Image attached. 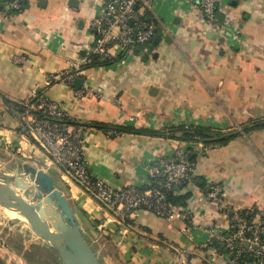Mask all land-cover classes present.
I'll return each instance as SVG.
<instances>
[{"label": "crops", "instance_id": "obj_1", "mask_svg": "<svg viewBox=\"0 0 264 264\" xmlns=\"http://www.w3.org/2000/svg\"><path fill=\"white\" fill-rule=\"evenodd\" d=\"M23 1L18 14L0 11V92L13 102L41 95L62 105L71 121L85 124L87 168L112 190L144 187L152 164L193 153L194 144L168 138L171 127L201 125L238 135L205 155L194 154L193 178L183 189L191 193L185 208L193 214L186 232L184 223L145 211L133 218L135 228L130 229L99 210L89 193L65 185L58 168H47L46 153L25 143L19 121L1 101L0 145L10 141L11 147H28L34 161L30 165L54 178L103 264H176L177 250L190 256L188 264H219L212 247L201 246L210 241L212 226L226 229L227 220L204 201V187L221 185L235 210L257 207L264 212V129L241 130L248 122L264 120V0H221L216 19L237 27L236 39L204 23L195 0H150L141 12L157 20L158 45L142 49L140 57L126 64L90 68L78 76L84 89H95L103 99L80 96L73 83L61 80L46 85L48 76L71 69L92 46L88 27L102 0H75L76 7L70 0ZM16 55L26 59L24 65L12 61ZM116 126L156 134L110 136L105 128ZM139 227L164 237L173 248L141 235ZM21 257L0 237L3 264H26Z\"/></svg>", "mask_w": 264, "mask_h": 264}, {"label": "built area", "instance_id": "obj_2", "mask_svg": "<svg viewBox=\"0 0 264 264\" xmlns=\"http://www.w3.org/2000/svg\"><path fill=\"white\" fill-rule=\"evenodd\" d=\"M23 0H5L2 13L21 12ZM150 0H102L100 12L89 23L93 43L79 59L71 64V69L58 75L48 76L46 85H52L56 80L67 84L80 75V68L92 62V56L99 61L117 58V63L126 64L142 53H136L137 46L152 45L159 24L153 17L144 18L142 8L149 7ZM200 10L203 22L219 28L220 34L226 38L236 39L239 36L237 27L228 21L218 22L215 12L221 5V0H195ZM16 64L24 65L26 59L22 55L12 57ZM77 94L88 98L103 99V96L93 88L77 90ZM34 94L32 97H35ZM31 97V98H32ZM39 111L43 117L30 113ZM48 117V118H46ZM2 112L0 111V121ZM68 119L62 105L39 96L35 105H28L24 110V121L36 137L49 151L47 154L39 147L33 148L46 153L47 168H58V175L65 185H77L87 189L94 195L99 210L108 212L106 205L115 211L116 220H133L140 211L169 221L184 223L183 232L192 227V213L187 208H181L170 201L166 195L174 188L185 184L193 178L194 163H190L185 155L178 154L173 158H163L150 167L147 185L144 187L126 186L112 190L102 180L91 176L84 158V135L86 128L82 125H69L63 121ZM134 122V118L129 119ZM24 129V128H23ZM110 136L116 133L108 132ZM30 144L29 140L23 139ZM211 147L201 143L194 144L193 153L205 155ZM66 171L77 181V184ZM85 191V190H84ZM88 193V192H87ZM203 199L214 204L219 213L227 220L226 229L219 230L212 226L210 241L201 246L208 248L212 240L222 244V251L212 247L211 256L217 258L219 264H264V212L257 207L246 210H235L226 201V195L221 185L210 183L204 187ZM109 213V212H108ZM122 223V222H121ZM193 239V235H190ZM176 264H183L186 253L178 251Z\"/></svg>", "mask_w": 264, "mask_h": 264}, {"label": "water", "instance_id": "obj_3", "mask_svg": "<svg viewBox=\"0 0 264 264\" xmlns=\"http://www.w3.org/2000/svg\"><path fill=\"white\" fill-rule=\"evenodd\" d=\"M76 2L70 0V5L76 7ZM159 40L155 38L151 46L158 45ZM147 57V55L143 56V61ZM83 84L84 80L80 77L73 80V88L76 90H79ZM0 101L5 109L17 118L19 129L24 128L33 142L49 154L31 128L26 126L24 114L14 110L1 92ZM66 174L75 181L70 173L66 171ZM84 190L94 197L87 189ZM0 198V203L21 216L30 230L18 228L15 230L16 234L19 235L21 231L27 238H31L30 234H32L56 254L57 264H103L88 242L68 199L55 187L54 178L45 171L26 163L18 164L15 172L0 171ZM104 207L116 216L115 211L106 205ZM0 229L7 231L4 227ZM155 241L173 248L164 241ZM182 263L186 264V259H182Z\"/></svg>", "mask_w": 264, "mask_h": 264}, {"label": "trees", "instance_id": "obj_4", "mask_svg": "<svg viewBox=\"0 0 264 264\" xmlns=\"http://www.w3.org/2000/svg\"><path fill=\"white\" fill-rule=\"evenodd\" d=\"M4 1L5 0H0V11H3V9H4L3 8V2ZM24 8H25L24 1H22L21 12L24 10ZM15 13L18 14L17 12H9V15L15 14ZM216 13L217 12H215V18L217 15ZM143 16H144V18H148L149 15L147 12H144ZM219 20H217V21L221 22L222 19H219ZM153 47L154 46H151L150 44L144 45V46H142V45L137 46L136 47V53L141 52L142 49H144V48H146V50L149 51L150 48H153ZM118 60H119V57L99 61L95 56H92V62L88 65L81 67L80 71L90 69V68H108V67L112 66L113 64H116ZM39 96L40 95L37 94L35 97L29 98L25 102L24 101L23 102L22 101H19V102L9 101V103L14 110H16L19 113L24 114V110H25L26 106L35 105L36 100ZM30 113L37 115L38 117L44 116L39 111H31ZM46 118H48V117H46ZM63 122L66 124H69V125H82L85 127V124L76 123V122L71 121L70 119H65ZM103 127H105V126H103ZM105 129L107 130V132L112 131V132L116 133V135H120L123 133L146 134V135L156 134V133L149 132L145 129H138V128H135L132 126H116V127H107ZM257 129H264V120H260V121L256 120V121L248 122V123L241 126V130L245 133H248L249 131H253V130H257ZM19 131H21V133L24 136H26V138L32 144L37 146L33 142V140L31 139V137L27 134L25 129L21 128ZM166 134L168 135V138L176 140L178 142H184V143H188V144L201 143L205 146L215 147V146L226 145L228 142H230L233 138H235L238 135V132L232 131L229 133H224V132L217 130V129H214L212 127L201 126V125H178V126H174V127H171L170 129H168ZM189 154H190V157L186 156L185 158L190 163H194V157H195L194 154L195 153L190 152ZM195 183L197 184L196 180H195ZM185 185L186 184H184V185L182 184L179 187H176L172 191L168 192L166 195L168 201H170L172 204H174L178 207L185 208L187 205V201L191 197L190 192H188V191L186 192L183 190ZM199 187H202V186H199ZM108 212L112 216H115L110 211H108ZM121 222L124 226H126L130 229L135 228V225L133 224V220L125 219V220H121ZM138 230H139V233L141 235H147L151 240L165 241L164 237L159 236V235L158 236H152L146 229H144L142 227H139ZM209 246L214 247V248L218 249L219 251H222V244L219 243L218 241L212 240L210 242ZM10 248H12V250H14L16 253L20 252V246H18V245H11ZM22 257L29 260L28 255L22 254ZM185 259H186V264H188V261L190 260V256L189 255L186 256ZM0 264H3V263L0 261Z\"/></svg>", "mask_w": 264, "mask_h": 264}, {"label": "rangeland", "instance_id": "obj_5", "mask_svg": "<svg viewBox=\"0 0 264 264\" xmlns=\"http://www.w3.org/2000/svg\"><path fill=\"white\" fill-rule=\"evenodd\" d=\"M3 143H5V141H3ZM3 143L0 145L1 172H5V173L15 172L18 164L26 163L30 165L34 162L33 159L28 158V157H32L33 154L28 152L27 146L24 145L22 146L21 144H19L20 145L19 147L17 146L11 147L10 141L5 145ZM29 145H32V143L30 142ZM0 209H2V206H0ZM0 225H1L0 227H4L7 229V231H3L0 229L1 239L2 238L4 239V237H6L9 246L11 245L20 246L19 253L21 255L18 253L20 256H22V254L29 256V260L24 258L26 264H57L58 259L56 254H54L52 251L47 249L32 234H30L31 238H27L26 236H24V233L21 231H19V235H17L16 231L9 230L12 229L13 226H23V225L19 224L15 220L11 221L8 218L7 213L6 212L2 213L1 210H0ZM25 229H27V231L29 230L28 228H23L22 230ZM21 258L23 259V257Z\"/></svg>", "mask_w": 264, "mask_h": 264}, {"label": "bare ground", "instance_id": "obj_6", "mask_svg": "<svg viewBox=\"0 0 264 264\" xmlns=\"http://www.w3.org/2000/svg\"><path fill=\"white\" fill-rule=\"evenodd\" d=\"M1 199V198H0ZM0 206H2V209H0L2 211V213L6 212L7 215H8V218L11 220V221H16L18 222L19 224L23 225V226H13L12 229H9L11 231H15L16 229L18 228H28L27 224L25 223V220L19 216L17 213H15L14 211L10 210L8 207L2 205L0 203ZM1 226V225H0Z\"/></svg>", "mask_w": 264, "mask_h": 264}]
</instances>
